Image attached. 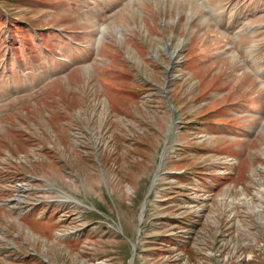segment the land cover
Listing matches in <instances>:
<instances>
[{"label":"rangeland","instance_id":"374dc122","mask_svg":"<svg viewBox=\"0 0 264 264\" xmlns=\"http://www.w3.org/2000/svg\"><path fill=\"white\" fill-rule=\"evenodd\" d=\"M131 257L264 264V0H0V264Z\"/></svg>","mask_w":264,"mask_h":264},{"label":"water","instance_id":"95a60500","mask_svg":"<svg viewBox=\"0 0 264 264\" xmlns=\"http://www.w3.org/2000/svg\"><path fill=\"white\" fill-rule=\"evenodd\" d=\"M152 186H153V184H152ZM145 205H146V200H144V202H143V206L141 207L140 221L143 220L142 210L144 209ZM133 249H135V245H134V244H133ZM132 260H133V257H131V258L129 259L128 263L131 264V263H132Z\"/></svg>","mask_w":264,"mask_h":264}]
</instances>
